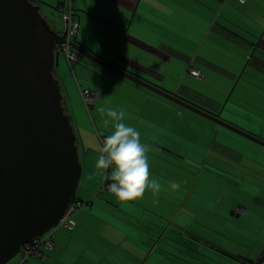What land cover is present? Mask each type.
Returning a JSON list of instances; mask_svg holds the SVG:
<instances>
[{
  "label": "crops",
  "instance_id": "crops-1",
  "mask_svg": "<svg viewBox=\"0 0 264 264\" xmlns=\"http://www.w3.org/2000/svg\"><path fill=\"white\" fill-rule=\"evenodd\" d=\"M47 2L58 12L59 0ZM73 8L79 24L76 43L264 141V0L242 3L238 0H74ZM86 12L90 13L89 17ZM89 21L97 22L102 30L110 28L108 40L102 30L97 37L99 43L108 42V48H103V43L93 47L88 38L81 39V25L89 26ZM81 63L85 69H94ZM75 65L71 73L74 77L60 73L59 78L55 73L65 108H69L66 101L71 96L77 99L79 108V88L94 90L97 98L92 109L98 116L97 102L104 83L99 89L81 87ZM77 67L82 74V69ZM191 70L198 72L199 77L191 76ZM214 75L221 79H214ZM104 79L133 96L126 101H111L103 109L122 112L125 123L141 132L149 158V185L140 197L131 200L122 201L106 191L99 192L104 177L97 174V169L92 173L88 166L92 167L94 159L87 157L92 152L97 160L98 149L102 147L100 137H106L113 128L111 122L105 123L106 116L103 119L107 127L101 133L93 122L99 135L88 134L90 139H95L92 145L82 142L81 166L89 174L81 176L82 191L76 196L77 201L89 202V208L73 215L72 230L55 232L54 246L43 250V258H31L26 264H175L177 260L184 261L183 257L186 264L190 263L188 259L220 261L201 253L199 246L222 257L228 258L230 254L238 260L234 264L257 261L264 252V239L259 242L260 236L258 240H250L253 247L244 256L231 254L202 237L205 234L200 230L202 227H223L213 222V214L209 216L205 212L202 214L205 217L198 221L192 206L202 201L194 199L192 194L197 188L207 192L214 179L219 181L217 186L234 189L232 198L243 197L244 201L245 187L264 188L261 146L216 123L224 129L213 122L210 125L194 114L177 115L176 104L155 98V93L130 80L124 78L127 81L124 82L114 76ZM199 84L206 86L204 89L223 92V97L204 93ZM233 94L237 95V101H233ZM214 170L219 177L213 178L208 173ZM198 174L202 179L196 177ZM182 190L184 193L188 190L190 195L181 204L178 195L183 194ZM250 191L253 195L248 197L247 208L237 206L230 216L217 214L225 223L223 226L247 211L250 215L264 212V200L258 197L262 190ZM255 204L263 205V209H258L261 212ZM204 208L206 203L202 202ZM187 240L197 245L188 246ZM256 246L259 248L255 251ZM255 252V259L251 260ZM18 261L19 258L9 264Z\"/></svg>",
  "mask_w": 264,
  "mask_h": 264
},
{
  "label": "water",
  "instance_id": "water-1",
  "mask_svg": "<svg viewBox=\"0 0 264 264\" xmlns=\"http://www.w3.org/2000/svg\"><path fill=\"white\" fill-rule=\"evenodd\" d=\"M62 41L38 4L0 0V264H7L25 244L56 227L76 201L82 176L77 137L55 76L59 57L54 47ZM70 47L79 56L264 148L263 140L75 41ZM263 263L264 252L255 264Z\"/></svg>",
  "mask_w": 264,
  "mask_h": 264
},
{
  "label": "rangeland",
  "instance_id": "rangeland-1",
  "mask_svg": "<svg viewBox=\"0 0 264 264\" xmlns=\"http://www.w3.org/2000/svg\"><path fill=\"white\" fill-rule=\"evenodd\" d=\"M34 3L38 4L40 7H42L43 9L41 10V15L42 17L47 21V23L49 24L50 28L57 34H59L63 28H64V24L63 21L61 20V17L59 15L58 12L55 11L54 7L50 6V4H48L49 0H33ZM55 0H52V2ZM58 1V0H57ZM51 2V1H50ZM45 5L47 6L49 9H46V7L42 6ZM51 7V8H50ZM57 10V9H56ZM87 17H89L88 15H90V13L86 12ZM108 25L109 22H105ZM99 28V25L97 22L95 21H89V26H82L81 25V30H80V37L82 38H88V41L90 42V45L95 47L96 43L102 45L103 43V48H108L109 44L106 41H103L100 43L97 41V37L99 38V35H101L102 31L105 34V39L108 40L109 37L111 36V30L110 28H105L104 30H102ZM86 31V32H85ZM81 62H85L86 64H88V66L90 65L92 68L94 69H85L83 68V64ZM75 70H76V78L79 82V84L81 85V87H85V86H89V87H101L102 84L104 83L103 88L101 87V93L99 94L100 98L98 100V104H97V108L96 110H98L100 113H98L99 115L97 116V114H95V111L90 108V114L86 111V109L84 108L82 101L80 99V106L79 108L82 109V111L79 110L77 104V99L73 96L68 97V102L66 101V105L69 107L67 114L71 117V124L74 127V131L77 137V141L79 142V145L77 144L78 147V154H79V161L80 164L84 163L83 157H84V151H83V147H82V142H85V144H88L90 142V145H92V143L95 142V139L92 138L90 139V137L88 136V134H98L99 133L94 129V124L93 122L96 124L97 129H99L98 131L101 133L103 132V127L106 128L107 126L104 124V117L106 116L105 113L103 111H101V109H103L104 105H107L109 102L111 101H126V100H130L131 98H133V96H131L126 90L122 89V88H116L114 87L109 81H105L104 77L105 76H114L116 78H120L121 80H124V82H127L123 77L118 76L116 73L111 72L105 68H103L102 66H99L98 64H95L91 61H89L88 59L79 56L78 55V62L75 65ZM79 66L82 69V74L78 73V67ZM95 71V72H94ZM96 71H98V73H96ZM55 73L56 76L60 78V73H64L70 77H74L72 76L73 74H71L67 63L64 59L63 56L59 57V65L58 67L55 69ZM104 76V77H103ZM123 78V79H122ZM214 79H221L220 77L214 75ZM105 81V82H103ZM74 82V81H73ZM63 84V82H61ZM75 83V82H74ZM199 86L201 87L200 89L204 92V93H209V94H217L219 95L220 99L223 97V92L221 93L220 91H215L212 89H204V85L199 84ZM209 89V90H208ZM155 98H163V97H158L157 95H153ZM233 101H237L236 97L237 95L233 94ZM71 98V100H70ZM164 99V98H163ZM177 107V115L184 113L185 115L187 114H194L193 112L186 110L180 106H176ZM203 108V107H201ZM66 109V111H67ZM205 111L213 114L212 112L206 110L205 108H203ZM124 110V109H122ZM125 111V110H124ZM126 113L128 114V109L126 110ZM95 114V116H94ZM198 117H200V120H203L204 122H208V124L212 125V122H209L208 120H205L204 118H202L201 116L194 114ZM215 115V114H214ZM221 120H223L222 118H220ZM94 120V121H93ZM106 120V119H105ZM110 124V122H109ZM214 124V123H213ZM215 126H218L216 124H214ZM220 127V126H218ZM222 128V127H220ZM224 129V128H222ZM226 130V129H225ZM87 136L89 137V139L87 138ZM94 136V135H93ZM103 136V135H100ZM86 138V139H85ZM96 138V137H95ZM261 150H263L264 153V148L261 147ZM94 151V150H93ZM95 158H96V154L94 153H90L87 157L88 160H93L92 161V167H90V169H93L92 173H94L95 168ZM262 165H264V157L262 156V161L260 162ZM81 166V167H82ZM199 167H201V164L198 165ZM82 178H84V176L89 174V172L86 171V169L83 167L82 169ZM213 178L215 177H219V173L217 171H213V172H208ZM217 174V175H216ZM219 174V175H218ZM94 176V175H93ZM199 179H202L203 176H199V174L196 176ZM82 183V182H81ZM219 183V181H217L216 179H214V181L210 184L208 191L207 192H202L201 190H199L200 188L194 189L193 190V194L192 197L194 199L200 200L203 203H206V208H204L205 210L202 209V202L199 203V201L194 204L192 207L193 211L196 213L197 215V219L198 221H200L203 217L202 214L203 212H205L206 214H208L209 216L213 214V218L214 221L213 222H218V225H222L223 228L219 227V226H214L213 229H211V226L208 227H202L200 230L203 231L204 236H202L205 239H208L209 243H213L215 245H218L222 248H225L227 251L233 252L231 254H240V255H248L249 252L248 250L250 248L253 247V241L255 239H257L258 236H260L261 240L259 242H261L264 239V212H261V210H258L259 208L263 209V205H259V204H255V207L257 208L256 210H258V212L261 213H256V215H250V213L247 211V213L245 214H241L239 216V218L235 217L234 219L231 218V222L228 224L226 227L223 226L225 225V223L223 224L222 221L220 220L219 216L221 215H227L232 211H236L235 209L237 208V206H242L243 208H247V206H249V198L250 195H253V193H251V189H255V192H259V190H262V193H260V195H258V197H260V199L264 200V188H253V187H249L248 190L246 189V187L244 188V192L246 197L244 198L245 201L243 200V197H235L232 198V192L234 191L233 188L227 186V185H220L217 186ZM80 184V183H79ZM199 184V183H198ZM81 186L79 185L78 189V193L77 195H79L81 193ZM185 190V188H183ZM184 190L180 191L183 194L178 195L179 197H181V204L183 203V201L186 200L187 197H189L190 193L188 192V190L184 193ZM189 205V204H188ZM231 210L229 212V210ZM215 214V215H214ZM217 214L219 216H217ZM240 221V223H239ZM202 225V224H201ZM247 228V231H245L244 229ZM250 230V231H249ZM246 232V233H245ZM202 235V234H201ZM253 240V241H250ZM258 240V239H257ZM187 244L189 245H197L195 243H193L190 240H187ZM199 246V245H198ZM200 247V252L201 253H207L209 255H212V257L215 258V260L219 259L220 263H225V264H234L236 262H233L232 260L226 258V257H222L221 255H218L217 253H213L212 251H209L208 249H205L204 247ZM259 247H255V251L258 250ZM203 251V252H202ZM257 252H255L250 259L253 260L255 259ZM205 255V254H204ZM228 256H231L230 254H227ZM178 256V255H177ZM181 256V255H179ZM207 256V255H206ZM232 257V256H231ZM18 258V255L13 258L11 261H14ZM184 261H178L175 264H186L187 260L183 257ZM10 261V262H11ZM10 262H8L7 264H9ZM188 264H217V262H212V259L210 260H206V261H195V260H189L188 259Z\"/></svg>",
  "mask_w": 264,
  "mask_h": 264
},
{
  "label": "clouds",
  "instance_id": "clouds-1",
  "mask_svg": "<svg viewBox=\"0 0 264 264\" xmlns=\"http://www.w3.org/2000/svg\"><path fill=\"white\" fill-rule=\"evenodd\" d=\"M101 111L105 112V123L111 122L113 131L98 149L97 174L110 181L108 190L119 200L140 197L149 185V158L141 132L125 123L122 112L111 108Z\"/></svg>",
  "mask_w": 264,
  "mask_h": 264
},
{
  "label": "built area",
  "instance_id": "built-area-1",
  "mask_svg": "<svg viewBox=\"0 0 264 264\" xmlns=\"http://www.w3.org/2000/svg\"><path fill=\"white\" fill-rule=\"evenodd\" d=\"M238 1L242 3L244 0ZM73 2L74 0H59L57 11L61 17V20L63 21L64 28L58 34V36L62 38L63 41L56 44V46L54 47V54H57L58 57H64L71 73L73 66L78 61V54L71 49L70 43L75 41L79 31V24L75 20ZM190 74L193 77H199V73L196 71L191 70ZM78 92L84 108L87 110V112H89L90 108H92L95 104L97 98L96 91L79 88ZM104 138L105 137H100L101 145H103ZM108 183H110V181H106L104 179L99 188V192L106 191L114 195L108 190ZM88 208L89 202L75 201L74 203H72L66 211L64 217L59 221L56 227L50 229L42 237L33 239L22 247L18 254V264H26L27 261L31 258H43V250H51L54 246L55 232L58 229L72 230L75 227L73 215L79 210Z\"/></svg>",
  "mask_w": 264,
  "mask_h": 264
},
{
  "label": "trees",
  "instance_id": "trees-1",
  "mask_svg": "<svg viewBox=\"0 0 264 264\" xmlns=\"http://www.w3.org/2000/svg\"><path fill=\"white\" fill-rule=\"evenodd\" d=\"M32 3H34V1L33 0H30ZM57 9V8H56ZM179 98H181V97H179ZM181 99H183V98H181ZM183 100H185V99H183ZM185 101H187V100H185ZM187 102H189V101H187ZM190 104H192V105H194V106H196V107H198V108H200V109H202V110H204L203 108H201V107H199V106H197V105H195V104H193V103H191V102H189ZM63 107L65 108V105H64V103H63ZM66 109V108H65ZM205 111V110H204ZM207 112V111H206ZM66 113H67V111H66ZM209 113V112H208ZM77 201V200H76Z\"/></svg>",
  "mask_w": 264,
  "mask_h": 264
},
{
  "label": "flooded vegetation",
  "instance_id": "flooded-vegetation-1",
  "mask_svg": "<svg viewBox=\"0 0 264 264\" xmlns=\"http://www.w3.org/2000/svg\"><path fill=\"white\" fill-rule=\"evenodd\" d=\"M260 259V258H259ZM259 259L257 260V261H255V262H246V261H243V262H241L240 264H255L256 262H258L259 261ZM264 264V263H263Z\"/></svg>",
  "mask_w": 264,
  "mask_h": 264
}]
</instances>
